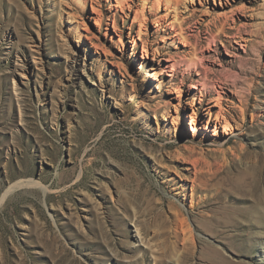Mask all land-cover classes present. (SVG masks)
Listing matches in <instances>:
<instances>
[{
	"label": "rangeland",
	"instance_id": "374dc122",
	"mask_svg": "<svg viewBox=\"0 0 264 264\" xmlns=\"http://www.w3.org/2000/svg\"><path fill=\"white\" fill-rule=\"evenodd\" d=\"M75 1L0 0V264H264V0Z\"/></svg>",
	"mask_w": 264,
	"mask_h": 264
},
{
	"label": "bare ground",
	"instance_id": "6f19581e",
	"mask_svg": "<svg viewBox=\"0 0 264 264\" xmlns=\"http://www.w3.org/2000/svg\"><path fill=\"white\" fill-rule=\"evenodd\" d=\"M76 1H78L80 4H83L84 3V1H86V0H76ZM75 1V2H76ZM160 1L161 0H156L153 4L155 5H157L158 7H159V5H160ZM173 0H166V3H169V2H172ZM121 2H125V0H121ZM174 2V1H173ZM176 2V1H175ZM84 5V4H83ZM81 8H82V6H81ZM82 10V9H81ZM144 19V18H143ZM225 30V26L224 25H222L221 24V27L219 28V32H223ZM218 37H220V34H218V35H212V42L213 41H215ZM195 53V52H194ZM197 54V53H196ZM195 55V54H194ZM197 55H195L194 57H196ZM202 57V56H201ZM195 60H197V61H195ZM194 60V63H193V68H198L200 65H202V63H201V58L200 57H196V59ZM187 65V64H186ZM190 65V64H189ZM188 70V69H187ZM233 76V75H232ZM235 78L237 79V78H239V75H236L235 76ZM208 79V74L206 73V71H205V73H204V79L203 80H207ZM211 79V78H210ZM234 79V78H233ZM235 79V80H236ZM207 82V81H206ZM214 82V81H213ZM247 82V81H246ZM215 83V82H214ZM243 83V82H242ZM203 84H204V82H203ZM206 84V83H205ZM249 84V83H248ZM212 86V85H211ZM221 87V86H220ZM242 87V86H241ZM248 91H249V89H247ZM250 92V91H249ZM248 95V94H247ZM246 95V96H247ZM191 129H192V132L193 133H195L196 132V128L194 127V126H192L191 127ZM206 162V161H205ZM38 182H34V181H23V180H21V181H18V182H15L14 184H12V185H10L9 186V188L8 189H6V191L4 192V194H3V196H2V199H1V201L6 197V195H7V193H9V191L10 190H12L13 188H15L16 186H22V185H29V184H33V185H38L37 184ZM172 205V204H171ZM173 207H175V206H171V208H173ZM176 209V208H175ZM190 231V230H189ZM188 231V232H189Z\"/></svg>",
	"mask_w": 264,
	"mask_h": 264
}]
</instances>
